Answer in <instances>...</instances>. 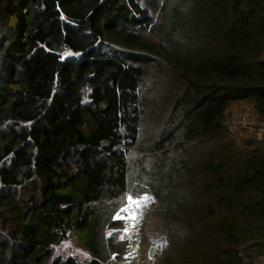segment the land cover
<instances>
[{"label":"trees","instance_id":"1","mask_svg":"<svg viewBox=\"0 0 264 264\" xmlns=\"http://www.w3.org/2000/svg\"><path fill=\"white\" fill-rule=\"evenodd\" d=\"M242 105L264 126V0H0V264H114L145 195L155 264H264Z\"/></svg>","mask_w":264,"mask_h":264},{"label":"rangeland","instance_id":"2","mask_svg":"<svg viewBox=\"0 0 264 264\" xmlns=\"http://www.w3.org/2000/svg\"><path fill=\"white\" fill-rule=\"evenodd\" d=\"M250 110L246 106L235 107L227 117L225 122L226 129L237 142L245 140L255 141L257 143L264 142V136L258 137V131L242 127L239 124L232 123L230 119L231 115H241ZM128 197L125 196V206L119 209L121 216H127L131 213H136L137 218L135 220V226H130V222L126 219H120L122 221V227L120 228L121 237L126 240V253L125 257L114 261V264H155L156 260L160 257L161 251L164 246L165 232L161 229L160 220L157 217L151 215V210L156 208L154 202H151L150 197L145 195L140 198L134 199L137 203H129ZM121 209H125L121 212ZM128 229L127 234L125 229ZM70 253H76L80 258L86 256L85 251L81 247L80 243L75 241L74 244L69 247ZM150 248H152V254L150 255Z\"/></svg>","mask_w":264,"mask_h":264},{"label":"built area","instance_id":"3","mask_svg":"<svg viewBox=\"0 0 264 264\" xmlns=\"http://www.w3.org/2000/svg\"><path fill=\"white\" fill-rule=\"evenodd\" d=\"M230 121L232 123H236L241 125L242 127L249 128V129H255L258 131V137L261 138L264 136V126L261 122L255 121L253 117L251 116L250 112H246L241 115H231Z\"/></svg>","mask_w":264,"mask_h":264},{"label":"snow or ice","instance_id":"4","mask_svg":"<svg viewBox=\"0 0 264 264\" xmlns=\"http://www.w3.org/2000/svg\"><path fill=\"white\" fill-rule=\"evenodd\" d=\"M128 202L129 203H137V201H135L133 199V197H131V196L128 197ZM124 211H125V209H121V212H124ZM136 218H137V214L134 212L127 215V216H121L120 213H117V215L114 217V219H126V220H128L130 222V226H132V227L135 226ZM127 232H128V229L126 228L125 233L127 234ZM121 238L123 239V236Z\"/></svg>","mask_w":264,"mask_h":264},{"label":"water","instance_id":"5","mask_svg":"<svg viewBox=\"0 0 264 264\" xmlns=\"http://www.w3.org/2000/svg\"><path fill=\"white\" fill-rule=\"evenodd\" d=\"M149 251H150V255H151V254H152V253H151V252H152V248H150V250H149Z\"/></svg>","mask_w":264,"mask_h":264}]
</instances>
